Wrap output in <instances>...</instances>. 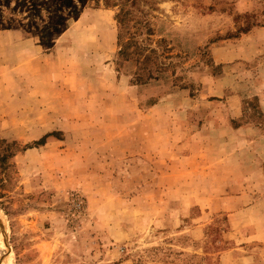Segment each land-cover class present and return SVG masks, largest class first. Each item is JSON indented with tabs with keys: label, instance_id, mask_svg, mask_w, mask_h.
I'll return each instance as SVG.
<instances>
[{
	"label": "rangeland",
	"instance_id": "rangeland-1",
	"mask_svg": "<svg viewBox=\"0 0 264 264\" xmlns=\"http://www.w3.org/2000/svg\"><path fill=\"white\" fill-rule=\"evenodd\" d=\"M0 264H264V0H0Z\"/></svg>",
	"mask_w": 264,
	"mask_h": 264
},
{
	"label": "crops",
	"instance_id": "crops-1",
	"mask_svg": "<svg viewBox=\"0 0 264 264\" xmlns=\"http://www.w3.org/2000/svg\"><path fill=\"white\" fill-rule=\"evenodd\" d=\"M256 245H260L261 247H259V246H257V248H260V249H263L264 250V243H257L256 242ZM262 255H264V254H262Z\"/></svg>",
	"mask_w": 264,
	"mask_h": 264
},
{
	"label": "trees",
	"instance_id": "trees-1",
	"mask_svg": "<svg viewBox=\"0 0 264 264\" xmlns=\"http://www.w3.org/2000/svg\"><path fill=\"white\" fill-rule=\"evenodd\" d=\"M7 156H8L7 153H5L4 155H2V156H1L2 159L0 158V161H2V163H3L4 159H5Z\"/></svg>",
	"mask_w": 264,
	"mask_h": 264
}]
</instances>
